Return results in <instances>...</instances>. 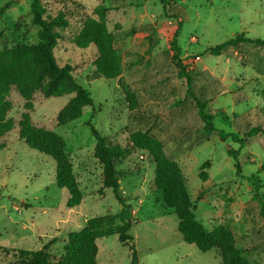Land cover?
Masks as SVG:
<instances>
[{
    "label": "rangeland",
    "instance_id": "rangeland-1",
    "mask_svg": "<svg viewBox=\"0 0 264 264\" xmlns=\"http://www.w3.org/2000/svg\"><path fill=\"white\" fill-rule=\"evenodd\" d=\"M176 1L187 12L180 29L178 18L166 16L159 0H42L50 15L66 12L69 24L60 29L63 36L54 54L60 66L73 67L77 81L91 91L94 104L84 107L81 117L58 125V113L74 93L45 97L36 91L28 108L26 99L12 87L8 96L12 108L7 115L16 126L0 136V143L6 144L0 150V264L15 261L20 249L37 250L48 243V251L60 256L69 233L82 229L90 217H103L104 228L121 224L118 215L122 205L111 187H103V167L94 156L96 137L89 120L111 143L133 150L117 159L116 166L120 191L134 220L130 233L138 264H223L217 249L201 251L184 241L175 209L165 204L162 191L155 185L152 152L132 147L130 142L133 131L151 126L163 139L171 141L178 135L174 128L172 137L165 135L176 114L175 101L181 97L178 91H182L183 82L171 61L174 34L187 63L209 70L229 89L240 88L238 93L248 96L239 104H234L231 93L214 102L213 122L222 135L227 134L226 139L215 134L177 159L196 218L207 230L229 224L238 236V245L247 246L245 257L252 264H264V217L260 201L253 199L259 185L264 203V171L260 170L264 135L240 148L242 173H237L235 159L228 153L229 146H240L228 135L238 138L235 114L257 107L264 124V77L244 65L239 56L214 55L206 50L239 32L264 39V0ZM31 3L0 0V8L7 4L0 13V49L37 41L40 27L32 22ZM88 27L100 32L107 46L119 55L121 72L117 77L107 79L96 71L100 53L94 43L80 47L74 42ZM148 85H159L170 94L175 90L176 94L159 100L156 87L149 89L152 93L146 92ZM135 103L138 105L132 109ZM139 104L142 110L144 106L154 109L145 121ZM25 111L34 124L63 138L84 195L79 205L67 207L69 193L57 185L55 159L19 137L18 121ZM206 161L209 166L202 169ZM200 193L202 199H198ZM53 238L56 240L51 242ZM97 244L98 264H130V244H123L117 232L98 238Z\"/></svg>",
    "mask_w": 264,
    "mask_h": 264
},
{
    "label": "trees",
    "instance_id": "trees-1",
    "mask_svg": "<svg viewBox=\"0 0 264 264\" xmlns=\"http://www.w3.org/2000/svg\"><path fill=\"white\" fill-rule=\"evenodd\" d=\"M163 4L166 16L178 18V29L187 20L185 8L176 0H159ZM7 4L0 8L2 13ZM32 22L38 25V39L32 44H20L15 47L0 49V136L12 131L16 123L9 117L8 111L12 108V102L8 98L13 86L26 99L27 107H31L33 95L40 91L43 96H61L67 93L75 95L60 110L57 116L58 125L69 123L83 115L84 107L93 106L94 101L91 91L83 86L73 74V67L69 64L60 66L57 63L54 48L58 39L62 38L60 29L68 26L69 21L66 12L59 10L57 14L47 13L46 6L42 0H32L31 3ZM174 34L170 40L173 54L171 61L177 69V77L182 79V91L178 93L181 97L176 100V114L171 126L166 128V136L172 137L173 129L178 131L171 141L163 139L153 133L152 126L147 129L133 131L130 134V142L135 148L149 149L155 159L154 182L157 189L161 190L165 204L174 208L179 220L178 230L185 242L195 244L201 251L217 249L223 264H252L244 255L247 246L238 245V236L229 224H221L212 230H207L203 223L196 218L195 207L190 197L185 177L177 163V159L190 152L195 147L212 139L219 134L225 140L226 135L215 126L213 119L215 110L213 103L226 94L233 95L234 104L246 102L248 96L239 94L240 88L229 89L217 76L207 69L187 63L181 57V46ZM74 42L80 47H86L94 43L99 50V57L95 61L96 71L107 79L117 77L121 72L120 57L115 51L107 46L106 38L100 32L91 29L84 30L76 36ZM207 52L214 55L225 54L228 57L239 56L242 63L251 66L254 71L264 77V39L252 37L245 32H239L228 39L207 47ZM159 85H148L146 92L152 93L150 88L156 87L160 94L159 100L176 94L173 90L164 92L165 89ZM183 92V93H182ZM153 98V97H152ZM156 102L157 99L153 98ZM138 103V101H137ZM138 104H132V109ZM143 112V121L148 119L149 112L154 111L149 106L139 104ZM138 108V109H139ZM142 120V119H140ZM234 128L237 130L238 138H232L240 144L239 148L228 147V153L234 157L237 173H242V160L239 157L240 148L257 141L258 135H264V124L261 120L257 107L249 108L243 113L235 114L233 117ZM92 132L96 137L94 156L98 158L103 167V187H111L121 203L119 212L121 224L117 228H104V218L94 216L87 219L86 225L79 230L69 233L64 244V252L56 256L48 251L49 243L37 250L20 249L15 254L16 260L10 264H98L97 239L113 233L119 234L123 244H130L131 262L138 264L139 257L134 237L130 233L133 219L129 205L120 191L118 168L116 160L133 152L129 146L111 143L106 136L92 124ZM19 137L31 148L36 149L53 157L56 161V182L60 188H65L69 197L67 207L73 208L79 205L83 198V192L74 175L72 163L68 152L65 150L63 138L53 130L37 126L32 121L29 112H22L18 121ZM154 128V127H153ZM6 147L0 143V150ZM249 154H246L247 158ZM209 166V161L202 165V169ZM264 171V160L260 165ZM202 172V176H203ZM259 180V177L256 176ZM256 186L253 199L261 203L260 212L264 217V203ZM202 193L198 199H202ZM53 238L51 242H54Z\"/></svg>",
    "mask_w": 264,
    "mask_h": 264
},
{
    "label": "crops",
    "instance_id": "crops-1",
    "mask_svg": "<svg viewBox=\"0 0 264 264\" xmlns=\"http://www.w3.org/2000/svg\"><path fill=\"white\" fill-rule=\"evenodd\" d=\"M224 83H225V82H224ZM219 98H220V97H219ZM219 98H218V99H219ZM218 99H217L215 102H217V101H218Z\"/></svg>",
    "mask_w": 264,
    "mask_h": 264
}]
</instances>
